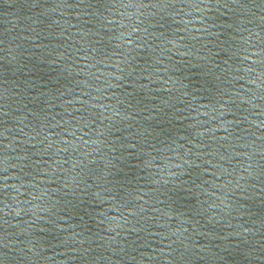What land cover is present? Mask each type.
Masks as SVG:
<instances>
[{
  "label": "snow or ice",
  "instance_id": "obj_1",
  "mask_svg": "<svg viewBox=\"0 0 264 264\" xmlns=\"http://www.w3.org/2000/svg\"><path fill=\"white\" fill-rule=\"evenodd\" d=\"M94 2H95V0H94ZM122 2L124 5L131 4V5L135 6V5L139 4L142 7H149V6L159 5L161 0H122ZM172 2L175 3V0H172ZM189 2L191 4H195V0H189ZM164 22L165 21H161V23H164ZM208 84H209V87L212 86L211 82H208ZM159 127H163V125H159ZM131 147H135V145H132ZM121 181L117 182L116 186L113 189H111V191L119 192L120 188L122 187ZM98 195H99V193H98ZM114 199H116V197H114Z\"/></svg>",
  "mask_w": 264,
  "mask_h": 264
}]
</instances>
